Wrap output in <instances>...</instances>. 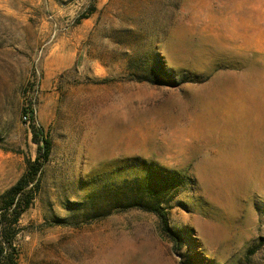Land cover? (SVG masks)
<instances>
[{
    "label": "rangeland",
    "instance_id": "1",
    "mask_svg": "<svg viewBox=\"0 0 264 264\" xmlns=\"http://www.w3.org/2000/svg\"><path fill=\"white\" fill-rule=\"evenodd\" d=\"M39 127L17 264H264V0H0V208Z\"/></svg>",
    "mask_w": 264,
    "mask_h": 264
},
{
    "label": "trees",
    "instance_id": "2",
    "mask_svg": "<svg viewBox=\"0 0 264 264\" xmlns=\"http://www.w3.org/2000/svg\"><path fill=\"white\" fill-rule=\"evenodd\" d=\"M23 114L27 121L28 118H33V110L31 109H25ZM38 132L42 144L40 154L34 161L28 162L24 175L5 195L0 208V264L18 263V252L12 238L13 227L21 214L29 208L32 201L33 188L38 183V172L50 155L51 142L47 140L43 128L39 127ZM33 134L35 137L38 135L35 130ZM161 183L162 185L155 184L144 178L135 190L136 193L133 196L131 207L155 215L162 224V231L165 233L164 229H167L165 208L171 205L175 198V194H172V191L176 188L172 184L173 181ZM168 237L172 241L178 242V237L175 240L173 237Z\"/></svg>",
    "mask_w": 264,
    "mask_h": 264
},
{
    "label": "built area",
    "instance_id": "3",
    "mask_svg": "<svg viewBox=\"0 0 264 264\" xmlns=\"http://www.w3.org/2000/svg\"><path fill=\"white\" fill-rule=\"evenodd\" d=\"M24 120H26L27 118L23 117ZM27 121V120H26Z\"/></svg>",
    "mask_w": 264,
    "mask_h": 264
},
{
    "label": "bare ground",
    "instance_id": "4",
    "mask_svg": "<svg viewBox=\"0 0 264 264\" xmlns=\"http://www.w3.org/2000/svg\"><path fill=\"white\" fill-rule=\"evenodd\" d=\"M200 127V126H199ZM238 132V131H237Z\"/></svg>",
    "mask_w": 264,
    "mask_h": 264
}]
</instances>
